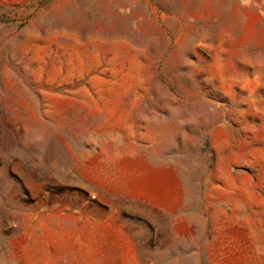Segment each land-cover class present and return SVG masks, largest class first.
Returning <instances> with one entry per match:
<instances>
[{
  "label": "rangeland",
  "instance_id": "rangeland-1",
  "mask_svg": "<svg viewBox=\"0 0 264 264\" xmlns=\"http://www.w3.org/2000/svg\"><path fill=\"white\" fill-rule=\"evenodd\" d=\"M0 264H264V0H0Z\"/></svg>",
  "mask_w": 264,
  "mask_h": 264
}]
</instances>
